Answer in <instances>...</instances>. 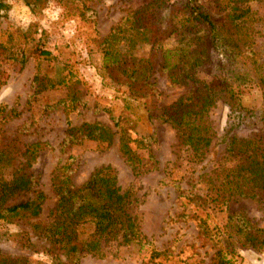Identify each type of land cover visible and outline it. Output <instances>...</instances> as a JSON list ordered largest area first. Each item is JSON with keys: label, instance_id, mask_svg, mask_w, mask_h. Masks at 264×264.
Returning <instances> with one entry per match:
<instances>
[{"label": "rangeland", "instance_id": "obj_1", "mask_svg": "<svg viewBox=\"0 0 264 264\" xmlns=\"http://www.w3.org/2000/svg\"><path fill=\"white\" fill-rule=\"evenodd\" d=\"M4 1L10 5V10L0 16V43L7 46L11 37V52L16 55L23 52L28 60L19 69L12 58L0 56V151L4 153L1 177L8 181L14 171L28 165L25 172L39 179V188L46 195L41 218L44 220L54 206L52 180L59 167L71 163L68 174L72 183L80 186L95 169L109 166L115 172L121 191L131 190L135 194L138 204L134 213L140 217L142 232L151 242L142 251L133 246L111 245L105 258L85 256L79 264H212L214 251L199 234V219L206 221L219 241H225L230 264H264V251L220 235L227 213L242 215L264 229V199L260 202L238 197L229 203L228 209L213 206L208 199V204L198 207L178 198L174 189L179 185L207 199L210 192L202 182L207 177L202 175L213 171L216 159L222 156L226 138L256 136L264 141V89L248 87L240 91L241 105L254 115H246L237 126L230 124L225 99L216 102L207 113L215 132L211 145L214 150L203 161L195 162L171 126L161 120L162 107L185 92V88L173 86L169 81V74L179 68L175 56L168 71L159 49L141 46L130 50L128 37L124 35L118 46L123 55L118 68L110 75L103 69L100 42L130 10L151 0H87L97 14L93 24L79 19L73 0H49L39 14H32L21 0ZM201 2L214 21L224 19L226 2ZM249 6L259 20L255 42L259 58L264 62V0L250 2ZM32 24L38 25L35 33V29L30 28ZM167 41L169 39L164 41L163 48L172 47V42ZM36 48L50 55L46 58L39 52L33 53ZM140 69L147 70L144 79L154 84L158 95L144 90L138 93L144 94V99L134 100L127 87L120 86L121 82L128 81L126 79L138 80L139 75L132 72ZM193 75L207 83L215 79V73L206 67L196 68ZM111 115L136 122L132 138L154 134L155 142L147 150L131 144L144 162H148L149 154L154 157L157 163L154 170L135 177L119 152L117 134L110 143L81 138L72 143L66 140L67 122L76 128L98 122L114 132ZM36 143L43 147L31 156L27 147ZM151 165L148 163L145 168ZM199 177L202 184L197 183ZM181 213L186 217L180 218ZM27 230L21 222L0 221V252L26 257L30 264H51L41 241L32 238L34 247L31 253H26L11 239V235ZM152 250L161 256L151 258Z\"/></svg>", "mask_w": 264, "mask_h": 264}, {"label": "trees", "instance_id": "obj_2", "mask_svg": "<svg viewBox=\"0 0 264 264\" xmlns=\"http://www.w3.org/2000/svg\"><path fill=\"white\" fill-rule=\"evenodd\" d=\"M21 1L32 14H39L49 0ZM253 1L261 0H221L222 4L226 2L223 8L225 17L221 22H216L201 0H173L172 3L170 0H151L130 10L100 42L103 69L109 75L122 61L123 55L118 46L124 35L128 37L130 50L141 46L159 49L168 71H171V60L175 56L179 68L169 74V81L173 86L185 88V92L171 104L162 107L161 120L171 126L195 162L203 161L214 150L211 145L215 132L207 113L216 102L225 99L230 110V124L237 126L246 115H254L241 105L240 91L248 87L264 89V62L259 58L255 42V28L259 20L249 6ZM73 2L78 8L79 19L83 23L93 24L97 14L87 0ZM9 10L10 5L0 0V16ZM37 26H30L35 29L34 33ZM167 39V42H172L171 48H163ZM11 43V37L7 46L0 43V56L12 58L22 69L28 55L11 52ZM37 52L46 58L50 55L36 48L33 53ZM202 67L215 73L213 82H204L193 75L196 68ZM146 72L145 69L135 70L132 73L139 75L138 80L126 79L128 81L120 83V86L127 87L134 100L144 99V94H138L144 90H149L150 94L156 93L154 84L144 79ZM110 120L114 132L98 122L84 123L79 128L67 122L66 140L72 143L81 138L110 143L117 134L119 152L135 177L154 170L157 163L151 154L148 155V162H144L131 148V144H134L137 149H149L155 142L154 134L132 138L135 121L114 115L110 116ZM42 147L40 143L31 144L26 151L33 156ZM3 160L4 153L0 151V165ZM148 163L152 164L151 167L145 168ZM27 166L14 171L8 181L0 175V221L8 224L21 222L27 227V231L11 235V239L19 243L24 252L31 253L34 238L46 247L51 264H79L85 256L105 258L111 245L117 248L133 246L139 251L151 245L142 232L140 217L134 213L138 204L135 194L131 190L121 191L115 172L109 166L95 169L80 186H75L68 174L71 163L59 167L52 180L54 206L44 220L41 218L46 195L39 188V179L25 172ZM202 177H207L202 181L210 192L207 199L175 185L178 198L198 207H204L209 199V204L227 209L229 203L238 197L261 202L264 199L262 137L240 139L232 135L226 138L222 156L216 159L213 171ZM199 179L197 183L202 184ZM18 199L21 200L9 204ZM179 217H186V214L181 213ZM198 228L199 234L207 239L214 251L212 264H230L225 253V241H219L203 219H199ZM220 235L224 239H236L243 246L264 251V229L242 215L227 213ZM159 256L161 253L151 251V258ZM0 264L30 262L26 257L0 252Z\"/></svg>", "mask_w": 264, "mask_h": 264}]
</instances>
